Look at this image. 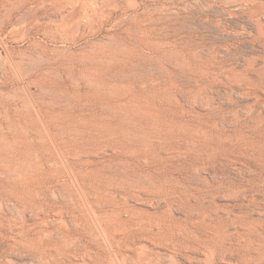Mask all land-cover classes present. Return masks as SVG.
I'll list each match as a JSON object with an SVG mask.
<instances>
[{"label":"rangeland","instance_id":"rangeland-1","mask_svg":"<svg viewBox=\"0 0 264 264\" xmlns=\"http://www.w3.org/2000/svg\"><path fill=\"white\" fill-rule=\"evenodd\" d=\"M67 1L0 0V264H264V0Z\"/></svg>","mask_w":264,"mask_h":264},{"label":"bare ground","instance_id":"bare-ground-1","mask_svg":"<svg viewBox=\"0 0 264 264\" xmlns=\"http://www.w3.org/2000/svg\"><path fill=\"white\" fill-rule=\"evenodd\" d=\"M67 1V0H66ZM68 2V1H67ZM55 4V3H54ZM27 36L28 35H23V37H22V41H24V40H30L29 38H27ZM29 37V36H28ZM21 41V42H22ZM35 42H33V44H34ZM65 46V45H64ZM38 47H39V45H38ZM38 47H36V52H37V55H38V58H37V60H39L40 62H48V64H50V65H46V67L44 68V67H42V68H37L36 67V71L34 72V74H35V77L37 76V78L39 79V80H41V78L43 77V74H44V72L46 71L48 74L47 75H49L51 72H49V69L51 68V69H58L59 67L58 66H54L53 65V63L55 62V61H57V59L56 58H49L48 56H46V52H47V50L45 49V48H42L41 50L38 48ZM54 52H55V50H54ZM65 53V52H64ZM7 54H8V52H7ZM34 54V53H33ZM51 55H54V53L53 52H51L50 53ZM9 55V54H8ZM23 55V54H22ZM23 56H25V55H23ZM26 56H27V54H26ZM10 58V57H9ZM31 58H32V56H31ZM36 58V57H35ZM60 58V57H59ZM33 59V58H32ZM36 60V61H37ZM39 61H37V62H39ZM51 61H52V63H51ZM213 61V60H212ZM22 62V61H21ZM39 62V63H40ZM29 64V63H28ZM36 64V63H35ZM34 65V64H33ZM40 65V64H39ZM44 65V64H43ZM14 66V65H13ZM35 66H37V65H35ZM41 66V65H40ZM39 66V67H40ZM28 68H29V66H28ZM15 69V68H14ZM34 69V68H33ZM67 70V69H66ZM19 73V72H18ZM31 75H32V73H31ZM56 77V76H55ZM21 80V79H20ZM63 80V79H62ZM54 83H56L55 81H54ZM54 83L52 84V85H54ZM58 83V82H57ZM55 86V85H54ZM56 86H57V84H56ZM51 87V86H50ZM59 87V86H58ZM61 89V88H60ZM49 92V91H48ZM60 98V97H59ZM142 136V135H141ZM228 139H230V138H228ZM211 141V140H210ZM209 142V141H208ZM212 147V146H211ZM206 149V148H205ZM214 150V149H213ZM218 151V150H217ZM221 151V150H220ZM226 152V151H225ZM216 153V152H215ZM222 153V152H221ZM220 153V154H221ZM224 153V152H223ZM227 153V152H226ZM213 155V154H212ZM215 155V154H214ZM80 173V172H79ZM19 176V175H18ZM72 179V178H71ZM76 185V184H75ZM75 188V187H74ZM80 191V190H79ZM54 192V191H53ZM90 196V195H89ZM82 197V196H81ZM72 199V198H71ZM76 200V199H75ZM69 204V203H68ZM39 207V206H38ZM239 218V217H238ZM230 220V219H229ZM218 225V224H217ZM221 232V231H220ZM223 234V233H222ZM216 236V235H215ZM262 248V247H261Z\"/></svg>","mask_w":264,"mask_h":264}]
</instances>
